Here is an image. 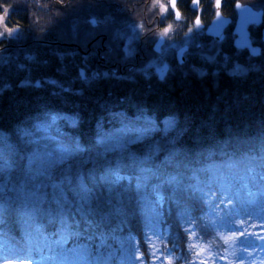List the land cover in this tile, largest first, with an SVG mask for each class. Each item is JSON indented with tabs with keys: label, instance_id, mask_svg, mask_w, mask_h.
I'll use <instances>...</instances> for the list:
<instances>
[{
	"label": "trees",
	"instance_id": "16d2710c",
	"mask_svg": "<svg viewBox=\"0 0 264 264\" xmlns=\"http://www.w3.org/2000/svg\"><path fill=\"white\" fill-rule=\"evenodd\" d=\"M97 11L109 9L99 0H0V227L20 232L34 217L45 228L68 219L98 233L115 228L135 241L144 264H155L141 213L156 191L167 224L164 264H186L185 218L198 220L204 209L189 181L204 182L211 161L264 149V51L244 73L190 70L157 81L93 65L86 81L76 46L87 48L94 34L83 35L93 29L83 20ZM119 51L114 45L112 60ZM145 116L154 123L141 141L123 146L115 134L99 139L119 120L149 125ZM164 118L172 120L169 129ZM39 122L53 124L56 136L32 138L28 129ZM61 143L69 154L44 162L47 145ZM194 231L221 251L212 229L201 224ZM73 241L93 255L107 250L95 235Z\"/></svg>",
	"mask_w": 264,
	"mask_h": 264
},
{
	"label": "rangeland",
	"instance_id": "374dc122",
	"mask_svg": "<svg viewBox=\"0 0 264 264\" xmlns=\"http://www.w3.org/2000/svg\"><path fill=\"white\" fill-rule=\"evenodd\" d=\"M90 17L98 21L96 26L101 32L110 33L109 39L116 44L115 49L119 47L117 40L119 37L126 44L128 36L135 37L133 31L137 28L136 23L129 24L133 29L128 31L125 29L127 19H120L112 14L105 16V13L99 11L93 12L83 20L87 26L93 27L89 30L90 33L86 31L83 34L85 36L90 37L89 35L98 31L94 30L96 26L89 25L92 22ZM126 31L132 33L128 34ZM180 42L178 38H171L166 43L165 50L178 46ZM212 45L213 41L209 44L202 43V53L193 52L191 56L193 63L191 68L198 74L217 70L238 74L246 72L248 67L253 66V62L249 61L247 56L235 51L221 54L220 46L209 50ZM213 49L215 51L210 53ZM242 57H245L244 62L240 59ZM85 75L86 81H89L90 74ZM36 83L39 84L38 81ZM142 120L149 125L133 126L130 121L119 120L113 130L110 128L105 130L99 139L115 134L116 144L123 146L141 141L154 123L148 116L142 117ZM161 121L164 129H169L172 125L170 118ZM51 125L53 124L50 122H39L28 131L36 140H39V137L44 140L53 139L56 131L51 129ZM0 136L5 138L4 133H0ZM47 147L43 154L46 163L69 154L70 150L69 146L62 143L50 144ZM206 169L208 176L204 182L197 178L189 181L190 186L194 185L203 196L204 212L200 214L198 220L193 219L194 214L188 213L185 218L188 230L184 254L186 264H264V149L256 155L247 153L211 161L206 165ZM152 196L150 202L143 205L141 213L145 223V240L148 243L147 255L152 263L164 264L166 261L168 263L167 247L162 244L163 232L167 226L162 210L164 202L158 192H152ZM182 207L187 208L186 204ZM43 224V221L33 217L27 220L20 232H9L0 227V264H118L115 262L116 259H113L114 255H117L120 264L146 262L135 241L127 242V234L122 230L111 228V231L104 235L97 233L99 241L107 245V250L93 255L87 245L73 241L79 239L83 232L89 229L87 224L83 225L80 231V226L77 227V222L73 219L59 221L54 237L48 236L50 230H45ZM201 224L208 230H213L216 242L222 245L221 251L214 250L212 243L202 241L197 231H194V227ZM112 238V241L118 244L115 248L110 242ZM182 264H185V261Z\"/></svg>",
	"mask_w": 264,
	"mask_h": 264
},
{
	"label": "flooded vegetation",
	"instance_id": "af4514ba",
	"mask_svg": "<svg viewBox=\"0 0 264 264\" xmlns=\"http://www.w3.org/2000/svg\"><path fill=\"white\" fill-rule=\"evenodd\" d=\"M99 4L109 9L105 16L112 14L120 19H127V28L125 29L128 31L133 29L129 24L136 23L137 28L133 31L135 37H127L132 40L131 42L128 40L126 44L120 40V37L117 39L119 48L122 49L118 53V59L112 60L110 51L116 44L110 41V33L101 32L96 26L98 21L94 17H90V21L91 18H94L95 21L91 22V25L96 26L98 32L87 43V48L76 46V50L80 54L78 66H82L85 71L86 68L99 65L105 70L119 71L125 78H133L138 72L144 76V79L164 81L171 74L194 70L191 68L193 64L191 56L193 52L202 53V43L209 44L213 41L209 50L220 46L221 54L232 51L239 52L243 56H247L253 65V58L264 51L260 33L264 26V0H219V4L217 0H196L195 3L194 0H175L174 8L170 0H99ZM160 5H164V8L162 9ZM237 5L241 7H237ZM245 6L254 10L252 19L256 20L259 13V23L250 22L246 25L249 43L252 46H258L260 50L259 54L254 56L249 53L247 48H237L233 45L237 38V34L234 32V23L238 17V8ZM217 14H220L224 20L228 19L221 30V39H217L207 32L209 24ZM164 29H168V31L165 33ZM128 31L126 33H132ZM159 37L162 38V42L159 49L156 50L154 43ZM171 38H178L181 42L178 46L165 50L166 43ZM96 43L99 45H95ZM179 49H183L182 62H179L177 58ZM214 51L215 49L210 53ZM220 52L217 53L220 55ZM245 57L240 59L243 61ZM160 73L163 74L162 78H159Z\"/></svg>",
	"mask_w": 264,
	"mask_h": 264
},
{
	"label": "water",
	"instance_id": "95a60500",
	"mask_svg": "<svg viewBox=\"0 0 264 264\" xmlns=\"http://www.w3.org/2000/svg\"><path fill=\"white\" fill-rule=\"evenodd\" d=\"M254 10H251L248 7H242V8H238V17L236 22L234 23V32L237 34V38L234 40V44L237 48H247L249 53L251 55H258L259 54V47L258 46H252L249 43V39L247 36V31H246V25L249 24L250 22H255L256 24L259 23V13L257 14V19H252V15H253ZM255 20V21H254ZM91 21H95L94 18H91ZM228 19H225L221 17L220 14H217V16L212 20L211 24H209L207 32L208 34L214 35L217 39H221L222 38V28L223 26L227 23ZM261 39H262V43H264V26L262 27L261 30ZM162 42V38H158L155 43H154V49L158 50L161 45ZM183 49H179L177 52V58L179 60V62H182L183 59L181 57V53H182ZM81 75L83 76L84 74V69L80 68V72ZM163 74H159V78H162Z\"/></svg>",
	"mask_w": 264,
	"mask_h": 264
},
{
	"label": "snow or ice",
	"instance_id": "6c2138e0",
	"mask_svg": "<svg viewBox=\"0 0 264 264\" xmlns=\"http://www.w3.org/2000/svg\"><path fill=\"white\" fill-rule=\"evenodd\" d=\"M170 2H171V5H172V7L174 8L175 7V0H170ZM196 2V0H194V3ZM217 3L219 4V0H217ZM160 7L163 9L164 8V5H160ZM237 7H241L240 5H237ZM7 13V9H5V14ZM177 15H179L178 13H177ZM4 19V16H0V21H2ZM197 24H199V21H197ZM6 31L7 32H9V33H11V32H13L14 30L13 29H11V28H7L6 29ZM168 31V29H164V32L166 33ZM0 35H2V34H0ZM69 179V182H70V178H68ZM176 180V178H174V180H173V182ZM171 183V182H170ZM84 190H87L86 189V186H84Z\"/></svg>",
	"mask_w": 264,
	"mask_h": 264
}]
</instances>
